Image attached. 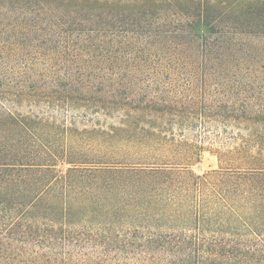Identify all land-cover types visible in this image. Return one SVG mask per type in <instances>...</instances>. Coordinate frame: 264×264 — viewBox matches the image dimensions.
Instances as JSON below:
<instances>
[{
    "label": "trees",
    "instance_id": "1",
    "mask_svg": "<svg viewBox=\"0 0 264 264\" xmlns=\"http://www.w3.org/2000/svg\"><path fill=\"white\" fill-rule=\"evenodd\" d=\"M0 264H264V0H0Z\"/></svg>",
    "mask_w": 264,
    "mask_h": 264
},
{
    "label": "rangeland",
    "instance_id": "2",
    "mask_svg": "<svg viewBox=\"0 0 264 264\" xmlns=\"http://www.w3.org/2000/svg\"><path fill=\"white\" fill-rule=\"evenodd\" d=\"M217 157L208 151H204L198 161L191 165V169L196 173H202L206 170L217 167Z\"/></svg>",
    "mask_w": 264,
    "mask_h": 264
}]
</instances>
